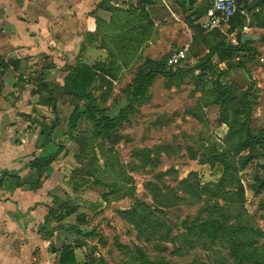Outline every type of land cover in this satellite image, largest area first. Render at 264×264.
<instances>
[{
	"label": "rangeland",
	"instance_id": "374dc122",
	"mask_svg": "<svg viewBox=\"0 0 264 264\" xmlns=\"http://www.w3.org/2000/svg\"><path fill=\"white\" fill-rule=\"evenodd\" d=\"M182 21H185L183 16L177 14L159 24L152 46L146 54L142 53L141 58L131 63H124L117 58L115 62L110 63L112 64L110 68L116 76L113 83L114 91L107 103L100 100L101 92L94 93L100 109L111 110L116 100L126 98L125 88L132 82L137 67L148 59L168 60L173 50H179L183 44L191 41L189 38L183 43L186 39L183 32L186 30L182 26ZM225 36L226 41L231 43L230 37ZM253 46L257 48L259 54L256 59H249L250 61L249 57L241 59L244 62L248 61L245 68L232 70L225 76L224 82H233L241 91L249 89L253 84L252 129L259 131L264 129V42H255ZM192 50L187 59V67L195 66L206 54L202 46L198 49H193L192 46ZM197 53L198 56L195 57ZM43 59L45 60V57ZM227 68L225 64L219 65V70L226 71ZM191 79L188 77L189 81ZM188 80L181 83V86L175 83L168 89L167 80L159 77L150 89V100L138 105L137 111L123 123L119 143L115 146L108 143L105 145L104 149L113 150L109 157L102 159L98 150L101 143L98 141L93 143L92 146L103 168L102 174H98L97 171L99 180L106 183L116 180L125 186L120 194L111 195L110 201L103 200L102 196L107 194L108 190L95 185L96 177L80 179L81 187L77 194H73L70 180L74 176L77 178L76 176L85 175L88 160L85 161L86 165L81 164L77 160L80 146L74 141L70 142V149L67 151L70 159L68 163L66 162L67 166L63 165L65 167L63 174H67L64 176H68L70 180L64 183L62 193L65 202L67 199H75L79 211L63 220L62 225L64 228L77 226L82 234L91 235L86 238L83 236L86 245L81 249V264H138L134 261L136 248H140L151 259L163 257L172 264H234L221 243L183 237V234L187 233L182 223L208 216V208H211L205 204L206 193H202L199 199L192 193V187L198 183L200 191L202 188L212 189L218 184L223 172L218 164L211 166L201 162L213 161L218 154H225L229 146L226 143L229 128L220 122L219 108L212 105L208 107L213 100L204 95L208 86L205 87L207 88L205 92L197 93ZM201 96L204 99L198 102ZM73 110L74 106L64 111L66 122ZM144 151H148L152 162L147 166L134 156L137 152ZM193 155L196 159H192ZM110 157H114L111 161L117 165L115 172L112 167L105 166ZM263 165L264 159L258 158L247 169L238 173L237 176L245 187L244 200L241 199V204L240 201H236L229 206L233 215L241 214L249 227L261 230L262 237H257L256 234L247 237L252 238L251 241L261 254H264V209L260 205L264 202V196L255 197L248 189V185L252 182L253 174L262 169ZM106 167L109 171H105ZM192 174L197 176H191ZM185 179L189 180L191 192L189 189L185 191L178 187V183ZM148 183L162 189L174 204L171 207L159 208L163 214L156 215L165 222L166 229L155 237H151L147 230L139 233L130 222L132 218L122 214L138 205L140 212L146 209L144 206L151 207V211L155 210L152 194L146 187ZM228 188L227 191L235 192L234 188ZM224 197L220 195V204L225 203ZM211 202L213 203V200ZM81 216H84V223H79ZM169 230L172 233L170 238L165 240L167 235L165 233ZM58 236L59 238L62 236L67 243L83 240L70 231L59 230Z\"/></svg>",
	"mask_w": 264,
	"mask_h": 264
},
{
	"label": "crops",
	"instance_id": "0c3cea01",
	"mask_svg": "<svg viewBox=\"0 0 264 264\" xmlns=\"http://www.w3.org/2000/svg\"><path fill=\"white\" fill-rule=\"evenodd\" d=\"M191 1L0 0V59L6 66L0 78V264H58L53 245L59 236L51 238L47 232L63 227L68 218L59 221V204L52 202H65L62 189L70 180L63 174L70 159L67 109L55 114L40 102L36 92L43 58L54 65L46 82L56 83L79 61L89 67L117 58L131 63L152 46L159 24L177 14L185 20L183 43L190 38L192 44L194 32L186 19L212 0ZM251 15L245 14V25L235 32L258 42L264 29L251 24ZM35 160L49 165L39 172ZM72 200L67 199L68 205L79 211ZM60 241L73 248L81 264V248L62 236Z\"/></svg>",
	"mask_w": 264,
	"mask_h": 264
},
{
	"label": "trees",
	"instance_id": "16d2710c",
	"mask_svg": "<svg viewBox=\"0 0 264 264\" xmlns=\"http://www.w3.org/2000/svg\"><path fill=\"white\" fill-rule=\"evenodd\" d=\"M251 1L254 2L256 0ZM250 4L251 2L239 3L238 10L231 21L229 33L243 28L246 23L245 14H252L251 24H256L258 28L264 29V11L262 10L264 9V0L256 9L251 11L248 9ZM210 6L207 4L204 11L195 10L190 19H186L187 24L194 32L191 44L193 49H198L202 46L206 53L205 56L200 58L195 66L188 65V67L176 69L168 66L167 59L161 61L148 59L136 68L132 82L125 88L126 98L121 101L116 100L112 105L113 110L111 108V110L100 109L98 100L94 95L95 92H101L100 100L102 103H107L112 96L114 91L113 83L116 79L113 70L110 68L112 65L110 63L112 62L106 64L98 63L93 67H89L79 61L76 66L66 69L67 74H65L61 82L51 83L46 82V79L49 71L54 69V65L48 62L49 57H45L46 63L39 73L36 93L40 95L41 104L52 108L55 114L59 108L64 110L74 106V110L67 120L65 137L80 146L77 160L81 164H85V161L88 160V163L87 165L85 164L87 172L84 176L79 175L76 176L77 178L74 176L70 180V184L73 186V194H77L76 192L81 187L79 184L80 179L96 177L95 185L103 186L108 190V193L102 196L103 200L108 202L111 200V195L120 194L125 186L122 183L119 184L116 180L107 183L99 180L97 171L98 174H102L103 171L101 170L103 168L100 164V158L92 146L93 143L95 141L101 143L98 150L102 159L109 157L113 150L104 149L105 145L108 143L111 146H115L119 143L123 123L127 122L129 117L137 111L138 105H143L150 100V89L159 77L167 80L166 88L168 89L175 83H177L175 85L181 86V83L186 81V79L188 80V77L192 78L191 81H188L197 93L205 92L207 90L205 87L208 86V90L204 95L213 99L208 104V107L212 105L219 108L220 122L229 128L226 140L229 146L225 154H218L213 158V161L204 160L201 162V164H209L211 166L218 164L219 167H222L223 172L218 184L212 189L208 187L202 188L203 190L200 191L198 183L192 187V193L199 199H201L202 193H206L205 204L211 208H208V216L195 218L191 221L186 220L182 223V227L187 233L183 234V237L194 238L198 241L204 240L210 243H221L227 250L229 259L234 264H264V254H261L259 249L254 246L251 241L252 238L247 239L250 234L262 237L261 230L249 227L241 214L233 215L229 207L232 202L240 201L239 203L241 204V199L244 200L245 187L237 176L238 173L247 169L256 159H264V129L259 131L252 129L253 111L251 103L254 100L252 95L253 84L249 89L241 91L233 82H224V78L229 72L245 68V63L250 61L249 59H256L259 54L257 48L253 46L255 42L251 41L241 44L242 34L240 31L237 33V45L228 43L226 36L218 30L210 33L202 31L200 23ZM260 8L261 10L256 12ZM191 17H195V19L191 21ZM139 18H142L141 14ZM258 42H264V37L260 38ZM192 46L187 54V59L190 53L193 52ZM194 56L197 57L198 53ZM247 57H249L248 61L245 60L244 62L241 60ZM111 58H114L112 53ZM220 64L227 65V70H219ZM5 67L0 59V78L6 71ZM67 98L68 100H65ZM203 99L204 97L201 96L198 102L203 101ZM60 102L61 104H59ZM61 152L62 148L59 150V153ZM59 155L57 154L49 164L57 159ZM134 156L143 161L144 166L152 163L148 151L137 152ZM112 159L114 157H110V161L105 162V166L112 167L111 169L115 172L117 165L111 161ZM192 159H196V156L193 155ZM35 161L33 167H36L39 172L42 171L43 167L49 165L45 164L42 166L39 161ZM261 167L262 169L253 174L252 182L248 185V189L254 193L255 197L264 196V165ZM105 171H109L108 167H106ZM191 176L197 175L192 174ZM188 182L189 180L187 179L182 180L178 183V187L185 191L189 189L191 192ZM146 187L152 194L155 210L151 211V207L140 205L146 208L143 212H140L138 205V207L135 206L122 214L127 215L130 219L132 218L130 222L139 233L147 230L151 237H155L166 229L165 222L156 215L163 214L159 208L171 207L174 204L171 202V198L168 199L167 194L155 184L148 183ZM227 188H234L235 192H229ZM220 195L225 196L224 204H220ZM211 200H213V203ZM53 204H59V221L77 212L75 208H71L68 205V202H62L58 198H53ZM260 206L264 209V202ZM49 214H54L53 210H50ZM83 221L84 216H81L79 223H84ZM59 230L74 232L78 237H82L83 240L81 241L83 242L75 241L76 248L81 249L86 245L85 238L91 236L90 234H82L77 226H72L69 228L61 227L47 232L48 237H58V234L55 236V233ZM171 233V230L165 233L167 234L165 240L170 238ZM53 252L58 254V264H77L73 248L61 242L60 238H57L54 242ZM134 261L138 264H172L171 261L163 257L151 259L140 248H136Z\"/></svg>",
	"mask_w": 264,
	"mask_h": 264
},
{
	"label": "built area",
	"instance_id": "2783aa9c",
	"mask_svg": "<svg viewBox=\"0 0 264 264\" xmlns=\"http://www.w3.org/2000/svg\"><path fill=\"white\" fill-rule=\"evenodd\" d=\"M251 0H212L210 9L206 17L201 21V30L205 33L218 30L228 35L233 45H237V32L229 33L231 21L235 16L239 3L250 2ZM191 41L185 43L181 49L175 50L168 59V66L176 68H185L187 66V54L189 52Z\"/></svg>",
	"mask_w": 264,
	"mask_h": 264
},
{
	"label": "water",
	"instance_id": "95a60500",
	"mask_svg": "<svg viewBox=\"0 0 264 264\" xmlns=\"http://www.w3.org/2000/svg\"><path fill=\"white\" fill-rule=\"evenodd\" d=\"M262 1L263 0H256V1L252 2L248 9L250 11L256 9ZM257 39H258L257 37L245 35L241 38V44H245L246 42H250L251 40H257Z\"/></svg>",
	"mask_w": 264,
	"mask_h": 264
}]
</instances>
